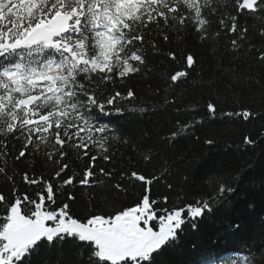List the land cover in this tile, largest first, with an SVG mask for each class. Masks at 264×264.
Segmentation results:
<instances>
[{
    "label": "snow or ice",
    "instance_id": "obj_1",
    "mask_svg": "<svg viewBox=\"0 0 264 264\" xmlns=\"http://www.w3.org/2000/svg\"><path fill=\"white\" fill-rule=\"evenodd\" d=\"M189 26L216 62L208 86L223 83L232 96L241 85L262 93L260 109L209 102L207 118L264 121V0H0V264H49L48 252L68 241L75 249L70 264H165L186 227L198 230L202 219L232 203L251 159L208 176L199 195L185 190L190 162L182 186L165 183L171 195L154 191L187 162L177 145L203 117L178 120L155 144L104 119L149 111L151 105L134 103L137 93L125 82L152 71L148 57L159 51L158 41H174L166 55L183 64L167 76L168 88L187 81L198 64L181 50ZM249 56L248 71H238ZM168 95L163 104H174ZM262 144L264 125L235 149L247 155ZM125 158L131 168L119 167ZM25 161L31 163L18 168ZM77 187L90 190L82 215L73 211ZM223 223L224 239L243 230L239 220ZM204 264H264V217L254 235Z\"/></svg>",
    "mask_w": 264,
    "mask_h": 264
},
{
    "label": "trees",
    "instance_id": "obj_2",
    "mask_svg": "<svg viewBox=\"0 0 264 264\" xmlns=\"http://www.w3.org/2000/svg\"><path fill=\"white\" fill-rule=\"evenodd\" d=\"M248 23L251 26L252 21L249 20ZM226 43V38L220 40L219 51L221 53H224L223 45ZM158 47L159 51L151 52L148 57V64L152 71L147 76L134 75L125 82L127 87L137 93L138 100L134 103L143 102L145 106L151 105L149 111L140 115L125 113L104 118L113 125L127 130L140 142L152 144H155L160 136L167 135L174 130L178 120L183 123L193 117L204 118V122L197 124L191 135L181 137L177 145L187 158V162L175 168L167 181L161 180L155 186L154 191L157 194H170L165 187L166 182L172 183L174 187L182 186L183 177L189 171L188 162L191 164L189 179L192 184L185 190L189 193V197H192L205 191L203 185L208 176L235 170L244 160L254 161L253 168H245L241 172L237 194L230 197L232 203L227 207H219L211 217L202 219L198 230L193 231L186 227V230L180 234L178 244L163 257L165 264H204L206 256L230 251L254 235L260 219L264 217V183H262L264 180V144L256 148L254 153L249 151L247 155L235 149V145L240 144L245 134L257 131L261 125H264V121L248 124L239 120L208 119L206 105L209 102L217 103L226 110L240 106L260 109L262 93L256 87L241 85L237 89L236 96H232L225 91L223 83H219L216 87L208 86L205 82L214 75L216 62L208 46L197 40L190 26L184 34L181 50L191 52L198 59V64L189 70L190 75L186 82L169 89L166 83L167 76L176 67H183V64L180 61H171L166 55L168 51L175 49L174 41L169 43L158 41ZM250 62V56L243 58L238 65V71H248ZM223 63L225 65L230 63V57L226 53L223 55ZM157 88L161 89L159 94L154 91ZM117 90L123 92L125 87L118 86ZM165 92L169 93L167 99L170 101L175 99L174 104H163ZM226 95L227 100H225ZM177 109L180 110L177 111ZM208 139H212L214 143L206 144L204 141ZM19 146V144L16 145L17 148ZM121 155L127 157L131 153L125 151ZM69 162L73 163L71 160ZM30 163L31 161L17 162V166L24 169ZM131 166L127 158L119 165L120 168H131ZM35 167L39 172L41 166L37 164ZM73 167H75L74 164ZM117 180L118 177L114 178L113 183ZM0 186H4L3 181H0ZM74 191L80 197V202L73 211L82 215L86 210L90 190L77 187ZM134 191L138 194L139 189H134ZM172 198L175 197L172 196ZM131 199L132 197H124L123 202L128 203ZM184 202H192V200ZM249 204L253 207H249ZM234 219L241 222L243 230L235 236L226 234L227 239L222 238L223 222ZM193 244L196 245L195 249L192 248ZM74 256L75 249L71 241L57 246L47 254L49 264H70Z\"/></svg>",
    "mask_w": 264,
    "mask_h": 264
}]
</instances>
